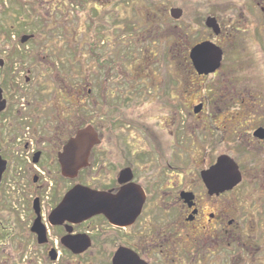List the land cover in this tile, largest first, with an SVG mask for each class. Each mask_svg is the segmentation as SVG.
<instances>
[{"label":"flooded vegetation","instance_id":"1","mask_svg":"<svg viewBox=\"0 0 264 264\" xmlns=\"http://www.w3.org/2000/svg\"><path fill=\"white\" fill-rule=\"evenodd\" d=\"M204 1L202 22L207 36L193 44L188 55L191 75L203 82L197 103L186 109L198 127L190 137L200 138L203 149L191 165L179 162L187 120L178 116L185 109L177 103L172 87L163 92L165 96L146 93L167 109L168 118L155 123L130 112L148 97L142 91L131 90L118 103L109 96V87L98 85L87 92L79 85L71 88L74 109H85L86 98L91 107V122L72 136L92 125L101 139L84 170L105 168L114 151L118 156L109 184L83 185L114 195L127 189L136 205L127 207L117 222L98 214L79 223H51L52 212L67 192L82 183L51 194L46 182L49 124L47 113L42 114L45 107L41 100L37 106L29 100L21 103L24 108L13 104L18 81L5 75L12 55L2 52L0 101L6 106L0 111V162L6 161V169L0 181V246L21 235L19 224H23L22 236L30 238L38 250L22 249L24 257L17 263L29 259L28 264H264V0ZM19 2L20 8L26 7V1ZM26 18L34 20L32 14ZM31 40L34 37L20 41L24 45ZM203 42L222 50L214 72L199 73L192 61L191 50ZM98 110L108 115L110 131L120 129L117 136L107 139L99 131ZM24 127L30 129L25 138ZM161 130L167 133L161 135ZM72 136L56 150L59 171V153ZM21 156L27 158V166H17ZM27 174L32 185L22 181ZM9 175L18 181L16 199L23 205H13L14 210L7 213L1 197L6 195ZM40 232L45 233L43 239Z\"/></svg>","mask_w":264,"mask_h":264},{"label":"rangeland","instance_id":"2","mask_svg":"<svg viewBox=\"0 0 264 264\" xmlns=\"http://www.w3.org/2000/svg\"><path fill=\"white\" fill-rule=\"evenodd\" d=\"M19 1L0 0V55L2 52L12 55L4 71L5 75L18 81L14 83L18 92L13 104L18 103L19 108H24L21 103L29 100L35 106L42 103L45 107L42 114L47 113L49 124L45 133L49 148L46 182L52 187L51 194L64 192L75 183L107 185L112 181L114 165L118 163L113 150V158L105 168L100 165L84 170L74 181L64 178L59 171L56 150L80 126L91 122L88 98L83 102L85 110L80 112L71 104L76 101L75 97H69L74 86L79 85L85 92L98 85L109 87V96L118 103H123V97L131 90L165 96L163 92L168 93L172 87V94L178 97L177 103L185 109L178 112V116L187 120L184 126L187 143L183 138L185 148L179 150V162L189 166L202 156L200 138L196 137L194 141L190 137L193 130H197V123L191 121L193 116L186 109L197 103L203 83L191 75L188 55L192 45L207 36L202 22L204 0H24L27 5L23 9ZM171 8L183 10L181 19L171 17ZM114 10L118 12L117 18L104 23L102 16ZM31 14L34 16L32 21L26 18ZM29 34L35 35L34 40L21 44L22 36ZM142 101L130 109L131 114L139 115L149 123L168 118L167 109L155 104L153 98L144 97ZM96 117L95 123L107 139L120 133L118 128L110 131L106 113L98 110ZM25 122L30 124V120ZM27 127L22 130L23 138L28 134ZM165 133L167 131L161 130V135ZM112 146L114 149L116 144ZM25 162H28L27 158L21 156L16 163L24 167L27 166ZM27 175L22 181L31 184ZM13 176L9 175L6 195L1 197L7 213L14 210L13 205L17 208L23 205L16 199L18 181ZM19 225L22 234L25 233V225ZM22 234L8 240L6 246H0V264H19V257H24L22 249L30 248L31 253L38 251L31 239ZM28 260L22 263L28 264Z\"/></svg>","mask_w":264,"mask_h":264},{"label":"water","instance_id":"3","mask_svg":"<svg viewBox=\"0 0 264 264\" xmlns=\"http://www.w3.org/2000/svg\"><path fill=\"white\" fill-rule=\"evenodd\" d=\"M171 15L176 19H181L183 10L181 8H171ZM34 35H25L22 41L26 42ZM192 61L199 73L214 72L221 63L222 50L210 42H203L193 47L191 50ZM4 60H0V66ZM2 98V88L0 86V99ZM6 103L0 101V111ZM99 133L92 125L82 127L70 138L59 153L62 175L68 179H75L80 171L89 166L90 156L95 145L101 142ZM6 169V161L0 162V181L2 173ZM135 207L129 192L122 190L117 195L108 191L95 190L83 184H77L65 195L63 201L51 214L52 224H62L65 221L79 223L86 221L98 214H105L111 221L117 222L126 214V208ZM38 223V221H37ZM122 223V222H118ZM45 233L40 232L41 239Z\"/></svg>","mask_w":264,"mask_h":264},{"label":"trees","instance_id":"4","mask_svg":"<svg viewBox=\"0 0 264 264\" xmlns=\"http://www.w3.org/2000/svg\"><path fill=\"white\" fill-rule=\"evenodd\" d=\"M115 11V10H114ZM114 11H109V12H107V13H105L103 16H102V19H103V21L105 20L106 22H104V23H108V21H110V18L112 19V20H114V18L116 19L117 18V16H118V12L116 13V11L114 12ZM105 62H107V61H105ZM104 64L105 63H103V62H101L100 63V65L101 66H104ZM111 66L113 67V64H111ZM78 77V76H77ZM79 80V79H78ZM82 109H84V108H82ZM85 110V109H84Z\"/></svg>","mask_w":264,"mask_h":264}]
</instances>
